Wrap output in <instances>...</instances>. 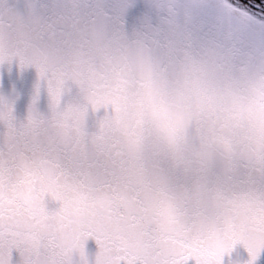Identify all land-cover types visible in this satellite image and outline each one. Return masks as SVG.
Returning a JSON list of instances; mask_svg holds the SVG:
<instances>
[{
	"label": "snow or ice",
	"instance_id": "6c2138e0",
	"mask_svg": "<svg viewBox=\"0 0 264 264\" xmlns=\"http://www.w3.org/2000/svg\"><path fill=\"white\" fill-rule=\"evenodd\" d=\"M169 44L195 61L178 101L152 62ZM13 59L37 69L49 104L37 108L38 83L17 120L0 98V264L13 251L18 264H74L76 252L89 264V238L94 264H222L237 243L255 264L264 168L207 151L190 167L181 133L190 101L215 111L212 66L264 70V0H0V64ZM258 96L248 115L264 140ZM243 115L234 100L228 119Z\"/></svg>",
	"mask_w": 264,
	"mask_h": 264
},
{
	"label": "water",
	"instance_id": "95a60500",
	"mask_svg": "<svg viewBox=\"0 0 264 264\" xmlns=\"http://www.w3.org/2000/svg\"><path fill=\"white\" fill-rule=\"evenodd\" d=\"M11 2V0H10ZM141 7L152 0H138ZM170 58L174 66L170 64ZM158 78L165 85L170 97L178 101L184 89V72L195 63L192 57L178 49L175 44H169L159 49L153 58ZM214 77L216 108L213 112L201 113L195 101H190L192 115L185 121L182 129L185 155L183 162L195 167L207 151L210 158L216 159L217 154L229 165L240 163L252 167L264 168V140H261L256 120L249 118L248 110L257 104L259 91L264 88V70H236L225 69L219 64L209 69ZM40 84L37 108L48 112L49 97L45 83L40 80L37 69L32 65L21 67L17 59L11 63L5 61L0 64V98L12 103L13 114L17 120H24L32 97ZM133 85L139 86V74L134 73ZM239 101L244 115L242 119L230 121L228 119L233 108V101ZM97 115H103V109ZM95 116L89 113V125L93 124ZM226 125L225 127L222 126ZM0 125V130H2ZM152 131V124H147L145 134ZM223 140L228 141L225 148ZM49 207H58L50 204ZM85 255L89 264H94L98 246L94 239L85 241ZM249 253L242 243H237L232 250L222 257V264H247ZM19 253L13 251L12 264H18ZM74 264L80 261L79 253L73 254ZM193 264V262H190ZM255 264H264V249L261 250Z\"/></svg>",
	"mask_w": 264,
	"mask_h": 264
},
{
	"label": "trees",
	"instance_id": "16d2710c",
	"mask_svg": "<svg viewBox=\"0 0 264 264\" xmlns=\"http://www.w3.org/2000/svg\"><path fill=\"white\" fill-rule=\"evenodd\" d=\"M244 3H248V0H243ZM256 3H261V0H255Z\"/></svg>",
	"mask_w": 264,
	"mask_h": 264
}]
</instances>
